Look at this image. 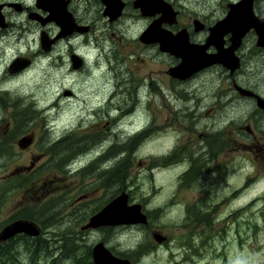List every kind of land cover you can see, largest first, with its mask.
<instances>
[{
  "label": "flooded vegetation",
  "instance_id": "flooded-vegetation-1",
  "mask_svg": "<svg viewBox=\"0 0 264 264\" xmlns=\"http://www.w3.org/2000/svg\"><path fill=\"white\" fill-rule=\"evenodd\" d=\"M0 64H4L0 85L9 78L31 81L25 84L30 91L23 94L30 105L41 99L45 69L70 77L61 84L51 75L47 83L52 108L61 107L60 99L65 97L73 114L67 132L47 141L46 153L11 172L18 178L35 173L41 180L70 179L68 192L60 184L52 196L59 200L56 211L63 213L62 221L65 214L71 215L65 224L68 234L44 236L49 226L59 223L48 220L47 206L35 212L26 208L25 216L17 217L20 208L0 234L15 221L32 223L38 233L0 238V264H15L11 243L17 241L25 250V261L15 256L17 264H96L94 250L99 244L121 260L118 264H142V258L164 250L169 258L174 249L192 262L202 260L209 249L227 258L229 249L241 245L244 238L249 245L251 233L245 237L243 232L246 228L250 232V221L232 219L249 204L229 210L220 201L186 200L185 193L195 188L202 180L199 174L213 162L214 174L217 171L225 184L233 170H251L253 159L255 169L264 174V0H0ZM8 95L0 88V105ZM21 98L9 103L17 102L16 106ZM208 99L211 102L204 107ZM46 106L35 111L43 113ZM21 107L32 119L34 108ZM194 109L213 140H205L193 147L188 159L165 168H177L167 182V203L179 207L183 215L180 222L165 223L166 232H159L151 228L152 208L145 201H134L130 189L114 183L115 177L108 174L112 169L119 173L122 149L136 147L141 138L153 140L156 129L160 136L176 138L172 126L160 128L157 113L187 114ZM218 114L228 119L219 123ZM222 131L228 133L224 140L219 137ZM63 133L67 136L59 138ZM24 136L32 141L19 146L22 149L36 141L34 133ZM0 144L5 146L3 140ZM115 149L120 151L118 159L108 163ZM178 149L164 155L178 157ZM52 157L56 159L52 167L44 168ZM250 178L229 190L224 201L233 202ZM109 186L115 193L92 205L95 193L101 197ZM202 191L208 194L211 189ZM124 192L129 205L140 204L147 221L91 226V218ZM64 193L68 195L60 200ZM99 231L101 236L93 234ZM115 232H131L134 241L125 243L128 237L113 236ZM146 232L149 237L142 236Z\"/></svg>",
  "mask_w": 264,
  "mask_h": 264
},
{
  "label": "rangeland",
  "instance_id": "rangeland-1",
  "mask_svg": "<svg viewBox=\"0 0 264 264\" xmlns=\"http://www.w3.org/2000/svg\"><path fill=\"white\" fill-rule=\"evenodd\" d=\"M12 54V53H11ZM1 67L4 64H0ZM40 75L43 73H39ZM45 77L43 79L44 88L42 89L41 99L36 101V103L31 104V100L24 98V91H30L29 87L25 85H31V81L25 79H6L0 88L9 91L8 101L3 105H0V140L4 141V145L0 144V231L4 225H6L12 216H15L20 210L37 211L42 206H47V216L48 220L59 221L58 227L49 226L46 229V234L44 236L52 238V234L56 232L60 236H66L68 234V228L65 224L70 220L71 215L65 214L64 221L63 213L58 210V199H53L56 194V189H59V185H64V190L67 191L68 186L71 181L67 180H41L37 176L38 174L33 173L32 176H23L18 178L17 176H11V172L14 169L21 168L23 166H30L31 162L40 153H46L49 140H54L58 138V134L61 132H67L69 125L72 121V113L69 110V106L65 97L60 99L61 107L52 108L51 105V90L48 87V80L51 75L58 78L59 83L62 84L70 81V77L64 76L60 73H47L45 69ZM198 81V79H197ZM201 87L206 85L205 81H202ZM199 88L198 84H196ZM210 87L209 85H207ZM200 92V90H199ZM16 96H21V102L15 106L9 103ZM210 99H208L203 106L210 104ZM23 106H28V108H34V116L31 119L29 112L25 115L22 112ZM49 106L48 114L45 116V111L41 113L38 109L37 112L35 108L37 106ZM216 108L211 112L210 119L214 122ZM190 113H181L180 111L174 114L157 113L156 122L161 124L160 128H167L172 126L173 131L176 132V138H167L166 134L160 136L158 129L153 132L154 139L147 141L145 138H141L138 145L135 147L134 144L131 148H124L121 151L125 153L124 159L122 160L121 169L116 172V169L109 171L108 177L113 175V182L116 180L125 188L130 189L133 195L134 201H145L147 206L152 208V227L159 232H166L164 230V224L167 222H180L182 220L183 213L179 207L170 206L172 204L167 203V182L174 174L173 170L177 171L176 167L172 169L165 170L167 166L175 165L179 159L190 157V154L194 152L193 147L202 146L205 140H213V134L208 133L210 128H207L204 123L201 122L199 114H197V109L190 110ZM19 115L23 116L22 121L18 122ZM219 115V114H218ZM228 119V116L219 115V123H222ZM24 120V122H23ZM208 121V119H207ZM34 133L36 135V141L30 147L22 149L18 145V140L24 135ZM228 135L227 132L222 131L219 133L221 140H224L225 136ZM67 136V133H63L59 138ZM178 147L180 151L178 157H169L168 154L164 155L165 152ZM63 151V150H62ZM65 151V150H64ZM112 156L109 158L108 163L116 162L117 156L120 153L118 149L113 150ZM46 154H42L45 156ZM63 156V154H62ZM40 158V161L41 159ZM45 159V158H44ZM43 159V160H44ZM42 160V161H43ZM56 159L52 157L49 161L45 163L44 168L52 167V161ZM256 160L253 159V165L251 170L241 171L240 168L233 170L229 181L227 184L223 183L219 176L214 174L213 167L214 162L205 168L199 175H201L202 180L196 182L194 189L188 188L185 193V199H195L196 197H201L202 201L207 203L220 201L226 204L229 208L237 207L240 204L248 205L249 207L244 212L235 215V221L243 223V221H250V232L244 231V236L246 237L251 233V241L249 245L247 244V239L244 238L242 244H235L229 249V254L227 258H223L213 254L212 250L205 252L202 260L187 259L182 255L180 251L174 249L172 257L167 258L165 251H160L154 255L142 258V264H264V174L261 173L260 169H255ZM216 167V166H215ZM40 168V173H41ZM249 185L245 190H239L235 200H225V195L234 186L238 187L244 184L245 179L248 176ZM24 179L23 181H20ZM210 186V187H209ZM58 187V188H57ZM207 187L211 189V192L204 194L202 189ZM107 191V190H106ZM68 192V191H67ZM115 193V188L108 187V191L103 193L101 197L98 196L96 192L94 198L91 200V204L98 206L102 198L107 201L106 198H110L112 194ZM54 195V196H53ZM68 193H64V196ZM53 196V197H52ZM175 202L173 205L177 204V198L172 201ZM47 204V205H46ZM48 204L51 205L48 207ZM223 204L220 205L219 210H222ZM34 206V207H33ZM51 217V213H54ZM230 212V211H229ZM62 221V222H60ZM159 224L161 226H159ZM77 230V228H75ZM79 230V229H78ZM151 229L147 230L150 231ZM161 230V231H160ZM95 236H101L102 232L93 233ZM105 235V234H104ZM109 236L112 237V234ZM113 236L128 237V239H123L125 243H132L134 239V234L131 232L120 233L115 232ZM142 236L149 237L148 232L142 234ZM11 252L13 253L14 262L17 264L16 255H21L22 261H25V250L20 241L11 243ZM10 248V249H11ZM186 260V261H185ZM25 264H28L25 262Z\"/></svg>",
  "mask_w": 264,
  "mask_h": 264
},
{
  "label": "water",
  "instance_id": "water-1",
  "mask_svg": "<svg viewBox=\"0 0 264 264\" xmlns=\"http://www.w3.org/2000/svg\"><path fill=\"white\" fill-rule=\"evenodd\" d=\"M31 141L32 137L24 136L20 139L19 145L23 148L26 147ZM127 198V193L125 192L116 197L114 200L108 203L99 213L91 218L90 225L96 226L100 223H115V221H123L125 223L147 221L146 215L141 211L140 204L129 205ZM20 232H26L30 234L38 233L36 227L32 223L26 221H15L3 229L0 234V238L6 239ZM94 257L96 264L121 263V260L113 257L102 244H99L95 247Z\"/></svg>",
  "mask_w": 264,
  "mask_h": 264
},
{
  "label": "trees",
  "instance_id": "trees-1",
  "mask_svg": "<svg viewBox=\"0 0 264 264\" xmlns=\"http://www.w3.org/2000/svg\"><path fill=\"white\" fill-rule=\"evenodd\" d=\"M22 119H23V116L22 115H19L18 122L20 123L22 121ZM24 216H25V214H24L23 210L20 211V213L17 214V217H24Z\"/></svg>",
  "mask_w": 264,
  "mask_h": 264
},
{
  "label": "clouds",
  "instance_id": "clouds-1",
  "mask_svg": "<svg viewBox=\"0 0 264 264\" xmlns=\"http://www.w3.org/2000/svg\"><path fill=\"white\" fill-rule=\"evenodd\" d=\"M28 2H29V3H31V2H32V0H28ZM233 2H236V0H233Z\"/></svg>",
  "mask_w": 264,
  "mask_h": 264
},
{
  "label": "bare ground",
  "instance_id": "bare-ground-1",
  "mask_svg": "<svg viewBox=\"0 0 264 264\" xmlns=\"http://www.w3.org/2000/svg\"><path fill=\"white\" fill-rule=\"evenodd\" d=\"M61 104V103H60ZM57 106V105H56ZM47 107V106H46ZM49 111V110H48ZM19 219H21V218H19ZM25 220V219H24ZM13 223V222H12ZM9 225V224H8ZM6 227V226H5ZM42 232V231H41ZM37 237V236H36ZM35 241V240H34ZM2 242V241H1Z\"/></svg>",
  "mask_w": 264,
  "mask_h": 264
}]
</instances>
